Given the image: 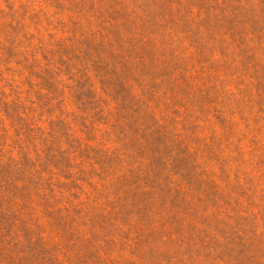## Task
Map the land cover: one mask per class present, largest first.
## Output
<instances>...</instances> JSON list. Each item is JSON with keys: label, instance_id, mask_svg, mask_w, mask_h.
Here are the masks:
<instances>
[{"label": "rangeland", "instance_id": "rangeland-1", "mask_svg": "<svg viewBox=\"0 0 264 264\" xmlns=\"http://www.w3.org/2000/svg\"><path fill=\"white\" fill-rule=\"evenodd\" d=\"M0 264H264V0H0Z\"/></svg>", "mask_w": 264, "mask_h": 264}]
</instances>
